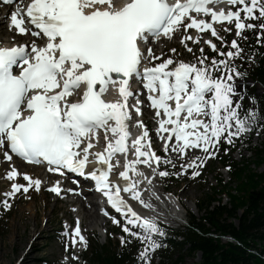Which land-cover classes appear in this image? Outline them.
I'll use <instances>...</instances> for the list:
<instances>
[{"label":"snow or ice","instance_id":"obj_1","mask_svg":"<svg viewBox=\"0 0 264 264\" xmlns=\"http://www.w3.org/2000/svg\"><path fill=\"white\" fill-rule=\"evenodd\" d=\"M0 2L13 5L17 0ZM222 5L230 7L225 10ZM201 15L210 20L198 19ZM257 20L259 24L250 22ZM224 22L234 25L236 37L242 39H247L245 30L257 29L259 43L264 36L259 31L264 30V0H30L26 7H16L10 13L9 29L41 43L33 39L0 47V150L5 160H12L10 151L31 164L46 162L49 172L63 175L62 170H67L90 177L95 189L123 217L122 222L112 216L113 223L142 244L137 264H151L165 231L155 219L135 211L129 199L152 210V199L159 200L153 186L157 175L178 176L192 168L191 175L199 176L221 140L234 143V137L253 129L259 116L255 107L245 109L242 104L244 95L236 80L246 73L235 61L244 60V49L236 39L227 52L205 41L220 59L213 56L209 61L201 47V55L191 63L168 58L152 67L146 66L150 59L160 58L152 55L148 45L161 37L170 40L183 30L181 43L192 52L185 42L199 44L200 37L187 35L188 29L210 31L224 44L214 27ZM137 85L146 90L155 109L156 134L167 156L156 154L148 129L133 115V108L137 116L141 113ZM113 92L118 98L106 99ZM73 96L76 99H70ZM132 127L143 129L135 139ZM101 131L106 146L92 152ZM194 149L204 155L181 164V172L160 170L162 165L176 167L170 153L183 159ZM130 152L134 159H128ZM118 154L124 156L123 170L116 174L122 182L110 180L113 169L120 166ZM91 162L98 166L86 172ZM20 175L13 167L6 178L15 181ZM22 175L28 184L12 183V191L0 201L5 209L11 207L8 198L21 189L23 193L40 190V179ZM49 191L59 195V182ZM77 238L87 247L79 220L71 233L73 246ZM127 242L121 237L122 244Z\"/></svg>","mask_w":264,"mask_h":264},{"label":"rangeland","instance_id":"obj_2","mask_svg":"<svg viewBox=\"0 0 264 264\" xmlns=\"http://www.w3.org/2000/svg\"><path fill=\"white\" fill-rule=\"evenodd\" d=\"M221 31L227 38V41L224 44H221L222 49L227 47V49H224L226 51L229 50L231 41L233 37L236 38V35L235 32L224 31V29H222ZM4 34H6V37L7 35H11V33L9 32H4ZM0 39L2 38L0 37ZM7 39H9V37ZM180 42L181 40L176 39L172 41V44H175L176 47L179 46V48H181V53L172 52L171 49L173 48H170V56L175 55L176 59L179 58L180 60L188 61L193 60L201 55V53H199V55L197 54L193 56L189 53V51H187V49L182 48L184 45L182 46ZM210 60L211 58H209V61ZM236 83L238 86V90L244 95L242 104L245 109H248L250 106V100L248 99L249 96L248 94H246L245 90L246 88L250 90L255 89L259 96H261L263 93V89L252 79L247 80L245 78H237ZM252 130L253 133L251 134V132H249V137L247 139L249 140V145L251 147L250 151H246V148L248 146L246 141H237V148L235 153L233 155H229L230 159L233 162L238 164H245V162L247 161L253 163L254 160L256 161V157L259 153L258 148H263L264 150V116L258 119L257 124L253 127ZM246 136H248V134H246ZM225 145L227 147L229 146V144L226 142ZM228 152H230V149L226 148V150L220 154V157H223L224 154L226 155ZM6 169H9L7 164L0 169V198H3L5 192H10L8 188L11 185V181H8L6 183V186L1 183L3 180V175L7 173V171L3 170ZM252 169L259 173L264 171L263 167L258 169L255 165H252ZM20 171L22 172V174H29L32 179H40L42 181L39 190L40 192H43V186L47 185L51 181V177L46 176L41 171L24 172L23 169H20ZM174 173H176L175 170ZM220 173H222L223 179L226 182H230L231 174L222 169L220 160H214L207 164V166H205L204 169L200 171V175L198 178L191 176L190 179L184 178L182 180H177L173 176L174 180H170V182L168 181L167 184L164 180H162V183L156 184V186L158 187V189H160V191L163 188L167 187L171 190L172 193L178 196L179 199L171 198V196L165 195L164 204L170 206L169 211L181 212V214L183 215L182 221L183 223H186L189 219V215L185 217L184 212L199 216L194 204L206 200L207 197L212 194V192L214 191L213 187H216V178ZM22 179L23 176H20V178L16 179V181L19 182ZM67 200L68 199L65 200V204L63 202L60 203V197H54L51 194L38 196L32 191L25 195L21 194L20 196H18L14 204L11 202L10 211H8L10 208L5 209L3 206H1L0 264H91L89 260V249L91 244L93 247H101L103 245H109L111 243L114 249L116 247L118 248V246H116V243L117 240L120 239V237L117 238L114 236L115 234H113L111 239L105 240L103 237H101V235L97 234V232L95 231L96 229L88 231L85 227V229L87 230V237L88 234L92 231L90 233L91 242L87 247H85V249L89 248L88 252L86 251L85 256H81L82 258L80 256H77L74 263H70L69 259L65 255L66 244L63 241L65 235L62 234L60 230V228L66 226L65 222L61 221L62 217H64V214L70 215L69 206H71L72 204L66 205ZM176 201L179 202L180 206ZM182 225L170 223L169 227L177 229L183 227ZM15 229H18V232ZM31 229H35L37 234L42 235V238H39L37 240L38 245H34L33 248V241L28 238V233ZM118 241L121 247V239ZM28 252H31L32 255H29ZM156 252L153 254L151 264L155 261H153V259L156 257ZM24 254H28L27 257L29 258L22 260ZM183 254L185 257H187L186 252H183ZM74 257L75 254L73 258ZM196 262H199V256H197L196 260L187 257L184 264H196Z\"/></svg>","mask_w":264,"mask_h":264},{"label":"trees","instance_id":"obj_3","mask_svg":"<svg viewBox=\"0 0 264 264\" xmlns=\"http://www.w3.org/2000/svg\"><path fill=\"white\" fill-rule=\"evenodd\" d=\"M260 53L248 70L243 68L242 72L264 87V56ZM260 103L264 112V96L255 99L256 105ZM256 165L264 166V152L258 155ZM250 166L235 167L232 176L236 183L225 186L220 180L222 190H215L197 205L201 219H193L190 228L176 233L184 242L171 240L170 247L161 255L162 264H183L185 258L181 251L186 246L189 256L201 255L197 264H264V172H255ZM222 194L230 199V205L222 203ZM167 236L172 237L170 233ZM222 237H231L236 243H225ZM100 250H93L92 264H137L132 245L127 244L120 251H112L110 247L104 248L102 253Z\"/></svg>","mask_w":264,"mask_h":264},{"label":"bare ground","instance_id":"obj_4","mask_svg":"<svg viewBox=\"0 0 264 264\" xmlns=\"http://www.w3.org/2000/svg\"><path fill=\"white\" fill-rule=\"evenodd\" d=\"M10 8L11 7H5L3 10H0V37L3 36V35H6V34H4V32L12 33V29L11 30L9 29L10 19L6 20V17L9 16V12L11 13V11H12ZM11 35H7L6 39L3 38L0 41H3L4 43L11 44L12 41L7 39L8 37L10 38ZM31 40H33V39H31ZM14 163L16 164V166H14V167H18L19 170L23 169L24 172H30V171H39L40 172L41 171V172H43L46 175V172L44 170L40 169V168H34V167H30V166H25V165L21 164L20 162H18L16 160L14 161ZM5 165L6 164L2 163L1 168L3 166H5ZM8 167H10V166L8 165ZM6 174L7 173H5L3 175V180L1 182L4 186H6V183L8 181H11V184L13 182H15V183L17 182L16 180L13 181V180L7 179L6 178ZM37 176H40V175H37ZM46 176L51 177L50 183H52L54 177L51 176V175H48V174ZM47 185L43 186V191H44V189H45V187ZM70 187H71V189H74L73 186L70 185ZM10 191H11V189H10ZM51 195L54 196V197H60V201L63 200V197H64V198L68 199L66 201V205L72 204L71 206H73V207L76 206L77 207V209L74 211V213H76V217L81 219V226H82L83 232L85 234L87 233V230L89 231V230H92V229H99L103 233L104 232V228H106L108 226V220L105 219V218L102 219L101 216L99 215V213L97 212L98 210H95L94 212H92V211H90L91 209L90 210L87 209V207L88 208H94L95 207V209H96V206H97L96 192L94 191V189L90 185H89V187L87 189L84 190L83 195H82V196H89V201L88 202L85 201L82 198V196L75 195L74 193L73 194H69L68 192H62L61 195H53V194H51ZM71 206H69V207H71ZM161 207L163 209L164 208L168 209V207L166 205H164V204H162ZM142 208H144V207H142ZM167 219L169 220V218H167ZM37 225H38V222H37ZM35 226H36V224H35ZM85 227L87 228V230L85 229ZM35 229H31L29 231V233H28V238L33 241L32 248H33L34 245L37 246L38 245L37 240L39 238L40 239L42 238V235L37 234ZM15 230H17V232H18V229H15ZM65 241H66V239H65ZM28 254L32 255L31 252H28ZM28 254H24V256L22 257V260H25L26 258L28 259L29 258V257H27ZM74 254H75V257H77V256L81 257L83 255V251L80 250V249H78V250L76 249Z\"/></svg>","mask_w":264,"mask_h":264}]
</instances>
